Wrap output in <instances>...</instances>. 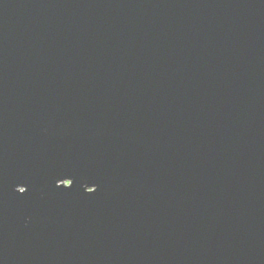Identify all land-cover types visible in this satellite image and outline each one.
Returning <instances> with one entry per match:
<instances>
[{
  "label": "water",
  "instance_id": "95a60500",
  "mask_svg": "<svg viewBox=\"0 0 264 264\" xmlns=\"http://www.w3.org/2000/svg\"><path fill=\"white\" fill-rule=\"evenodd\" d=\"M0 264H264V0H0Z\"/></svg>",
  "mask_w": 264,
  "mask_h": 264
},
{
  "label": "snow or ice",
  "instance_id": "6c2138e0",
  "mask_svg": "<svg viewBox=\"0 0 264 264\" xmlns=\"http://www.w3.org/2000/svg\"><path fill=\"white\" fill-rule=\"evenodd\" d=\"M64 179H67V178H64ZM72 185H73V184L65 183V185H64L63 188H65V189H69ZM22 191H23V190H22ZM95 191H96V189H94V188H90V189H89V192H91V193H93V192H95Z\"/></svg>",
  "mask_w": 264,
  "mask_h": 264
}]
</instances>
